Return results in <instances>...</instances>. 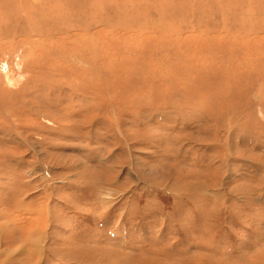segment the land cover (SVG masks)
Returning <instances> with one entry per match:
<instances>
[{"label":"rangeland","instance_id":"obj_1","mask_svg":"<svg viewBox=\"0 0 264 264\" xmlns=\"http://www.w3.org/2000/svg\"><path fill=\"white\" fill-rule=\"evenodd\" d=\"M59 4L0 9V264H264V0Z\"/></svg>","mask_w":264,"mask_h":264},{"label":"bare ground","instance_id":"obj_2","mask_svg":"<svg viewBox=\"0 0 264 264\" xmlns=\"http://www.w3.org/2000/svg\"><path fill=\"white\" fill-rule=\"evenodd\" d=\"M62 0H1V7H0V9L2 10V11H4L5 9H7V7H6V5H10L11 6V8H13V9H15V8H17V7H19V6H25V7H28L30 10H31V13L30 12H21L22 10L20 9L19 11H18V15H17V17L16 18H19V20L21 21V22H23L22 20L26 17V16H28V14L30 13V14H32V15H35V14H39L41 11H43L45 8H46V6H49V11L51 12L52 10H51V7H52V5H53V7L54 6H56V8H57V6H58V8H59V6H60V2H61ZM64 2V1H63ZM67 4V3H66ZM68 4H70V3H68ZM71 5V4H70ZM77 5V4H76ZM65 6V5H64ZM53 7H52V9H53ZM70 7V6H69ZM75 7V6H74ZM78 7H79V5H78ZM19 8H21V7H19ZM70 9V8H69ZM78 9V8H77ZM17 10V9H16ZM54 10V9H53ZM75 10V9H74ZM90 10V9H89ZM56 11V10H55ZM58 11V10H57ZM63 12V11H62ZM65 12V11H64ZM92 12V11H91ZM5 14H6V12H4ZM9 13V12H8ZM23 13H25V17H24V14ZM44 13V12H43ZM58 13H59V11H58ZM57 13V14H58ZM96 13V12H95ZM97 14V13H96ZM30 18H31V16H30ZM56 18V17H55ZM61 19V18H60ZM9 20V19H8ZM51 21H53V19L51 20ZM88 21V20H87ZM57 23H59V24H61V20H57ZM39 24V23H38ZM45 24V23H44ZM56 24V23H55ZM20 27V26H19ZM44 27V26H43ZM21 29V28H20ZM28 29V28H27ZM44 30V29H43ZM26 31V30H25ZM22 32H23V30H22ZM261 32H263V31H261ZM24 33V32H23ZM32 33V32H31ZM34 34H36L35 32H33V36H34ZM41 34V33H40ZM40 34H38L39 36H40ZM25 35V34H24ZM52 35V34H51ZM31 36H32V34H31ZM42 36V35H41ZM30 37V36H29ZM37 37V36H36ZM28 38V37H27ZM30 39V38H29ZM38 40V39H37ZM36 42V41H35ZM32 44V43H31ZM36 44V43H35ZM21 55V54H20ZM9 63V62H8Z\"/></svg>","mask_w":264,"mask_h":264}]
</instances>
